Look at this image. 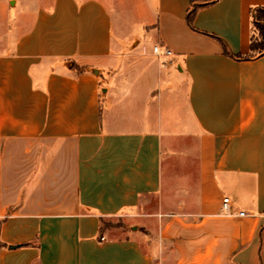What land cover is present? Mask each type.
<instances>
[{
  "label": "crops",
  "instance_id": "obj_1",
  "mask_svg": "<svg viewBox=\"0 0 264 264\" xmlns=\"http://www.w3.org/2000/svg\"><path fill=\"white\" fill-rule=\"evenodd\" d=\"M261 9L0 0V264H264Z\"/></svg>",
  "mask_w": 264,
  "mask_h": 264
},
{
  "label": "built area",
  "instance_id": "obj_2",
  "mask_svg": "<svg viewBox=\"0 0 264 264\" xmlns=\"http://www.w3.org/2000/svg\"><path fill=\"white\" fill-rule=\"evenodd\" d=\"M153 52L156 54L162 53L164 55H168L170 54V49L168 48H164L163 50H160L159 46L154 45L153 46ZM220 213L223 215H233V214H237L240 216H243L246 214V212L244 210H240L237 213H235L232 209V203H231V199L229 198V196H223L222 200H221V206H220ZM104 237H101V240H103Z\"/></svg>",
  "mask_w": 264,
  "mask_h": 264
},
{
  "label": "trees",
  "instance_id": "obj_3",
  "mask_svg": "<svg viewBox=\"0 0 264 264\" xmlns=\"http://www.w3.org/2000/svg\"><path fill=\"white\" fill-rule=\"evenodd\" d=\"M202 5H204V4H200L199 6H202ZM191 16H192L191 14L188 15V22L189 23H191ZM256 16L257 17L254 18V24L256 25V27H258L259 32L262 33L261 35H263L264 34V10L263 9L259 10ZM261 19L263 21V24L259 23V21ZM263 38H264V36H263Z\"/></svg>",
  "mask_w": 264,
  "mask_h": 264
},
{
  "label": "rangeland",
  "instance_id": "obj_4",
  "mask_svg": "<svg viewBox=\"0 0 264 264\" xmlns=\"http://www.w3.org/2000/svg\"><path fill=\"white\" fill-rule=\"evenodd\" d=\"M262 33H260L259 32V30L256 28L255 29V40H256V46H260L259 48L260 49H263L264 48V38H263V36H264V34L263 35H261ZM119 222H105L104 223V225H112V224H118Z\"/></svg>",
  "mask_w": 264,
  "mask_h": 264
},
{
  "label": "water",
  "instance_id": "obj_5",
  "mask_svg": "<svg viewBox=\"0 0 264 264\" xmlns=\"http://www.w3.org/2000/svg\"><path fill=\"white\" fill-rule=\"evenodd\" d=\"M15 246H16V245H10L9 247H10V248H14Z\"/></svg>",
  "mask_w": 264,
  "mask_h": 264
}]
</instances>
